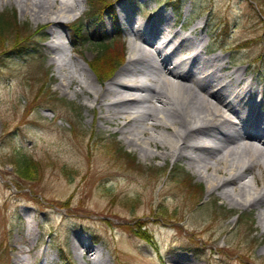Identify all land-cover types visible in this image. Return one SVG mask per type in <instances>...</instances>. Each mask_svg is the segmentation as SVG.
<instances>
[{"label":"rangeland","instance_id":"obj_1","mask_svg":"<svg viewBox=\"0 0 264 264\" xmlns=\"http://www.w3.org/2000/svg\"><path fill=\"white\" fill-rule=\"evenodd\" d=\"M71 1L75 6L58 27L63 52L86 67L88 91L102 89L124 63L108 80L98 79L90 67L94 44L70 43L71 23L91 25L89 0ZM176 1L109 0L97 18L108 37L121 32L126 60L133 44L131 25L160 26V17L167 15L171 30L202 40L204 56L219 54L228 69H239L264 86V0ZM7 11H15L19 24H29L33 35L25 54L13 53L6 38L0 51V264H18L14 238L22 240L29 230L28 264H96L95 256L100 264H173L180 255L196 264H264L259 207L232 203L217 191L208 194L205 179L185 159L144 156L120 132L122 118H100L89 92L75 81L62 84L44 20L22 12L15 1L0 4V12ZM191 54L181 45L173 59ZM48 78L49 92L58 101H49L46 93L36 98ZM111 142L132 155L134 164L112 158L107 152ZM24 156L40 164L34 181L19 176L13 159ZM167 166L193 179L192 190L173 179L178 174L166 175ZM198 184L203 188L199 195L194 194ZM235 213L251 216L253 224H237L236 215L230 216ZM128 226L148 231L152 240ZM81 239L96 252L86 253L78 245Z\"/></svg>","mask_w":264,"mask_h":264},{"label":"bare ground","instance_id":"obj_2","mask_svg":"<svg viewBox=\"0 0 264 264\" xmlns=\"http://www.w3.org/2000/svg\"><path fill=\"white\" fill-rule=\"evenodd\" d=\"M12 1L22 12L44 20L51 38V59L63 76L62 84L68 87L75 81L82 92H89L102 112L100 118L110 122L122 118L120 132L144 156L185 159L205 179L208 194L217 191L232 203L256 205L264 223V86L259 87L254 77L228 69L219 54L204 56L202 40L171 30L165 15L160 17V26L135 21L129 32L132 50L124 65L102 89L88 91L86 67L63 52L58 29L74 3L0 0V4ZM181 45L192 54L173 59ZM31 234L29 230L22 240L14 238L18 264H28L24 245ZM78 245L86 253L96 252L83 239ZM94 261L100 264L101 260L95 256ZM172 263L196 264L183 255L174 257Z\"/></svg>","mask_w":264,"mask_h":264},{"label":"trees","instance_id":"obj_3","mask_svg":"<svg viewBox=\"0 0 264 264\" xmlns=\"http://www.w3.org/2000/svg\"><path fill=\"white\" fill-rule=\"evenodd\" d=\"M109 0H89V11L91 15V25H88V28H85L81 23H74L71 26V35L70 40L73 47L82 46L87 41H91L96 50V55L93 57L92 62H90V67L92 71L97 75L100 81H106L109 79L117 68L124 62L125 58V41L122 38L120 32L114 37H108L105 32L104 23L97 18L99 16V10L103 9L105 6L107 7ZM114 24L118 26L117 21L115 19ZM88 29V30H87ZM30 25H20L17 20V15L15 11H7L0 12V51L5 47L3 45V40L6 38L9 43L7 47L18 55L25 54L28 49V45L26 44L29 37L33 34L30 32ZM49 78L46 80V83H42L37 91V97L40 94H45L49 101H58L53 97V95L49 92ZM49 92V93H48ZM65 102V101H61ZM66 104V103H65ZM114 141V139H112ZM108 154L117 160H123L127 164H134V158L127 151H125L122 147H117V144L111 142V146L107 149ZM17 165L19 176L23 179L34 181L37 178V173L40 169L39 162L30 156L24 157H16L13 159ZM133 167V166H132ZM166 175H169L170 172L173 174H178L173 179L179 184H181L184 188L191 189V179L186 175L184 171H179L173 169L172 166H167ZM181 182V183H180ZM195 193L197 195L201 194L203 188L201 184L196 186ZM200 201V200H199ZM236 215L237 224H248L251 226L253 224V219L251 216L242 217L240 214H231ZM127 229L136 234L137 236L146 239L152 240V236L149 235L146 230H137L132 226H128Z\"/></svg>","mask_w":264,"mask_h":264}]
</instances>
